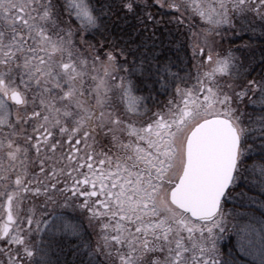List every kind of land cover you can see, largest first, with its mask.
Wrapping results in <instances>:
<instances>
[{
	"label": "snow or ice",
	"instance_id": "1",
	"mask_svg": "<svg viewBox=\"0 0 264 264\" xmlns=\"http://www.w3.org/2000/svg\"><path fill=\"white\" fill-rule=\"evenodd\" d=\"M55 2L59 4V0ZM152 2L169 7L167 0ZM112 3H118L120 11L125 16L131 14L133 19L140 11L139 4L133 7L135 0L132 3L112 0ZM94 7V15L109 14L105 0H96ZM218 7V23L223 27L206 29L200 34L203 39L188 41V47L192 66L199 69L207 59L215 65L213 71L222 76L211 82L203 101L194 104L191 111H185L179 119L170 117L168 124L158 121L155 127L160 131L156 134L158 138L153 139V125L146 132L133 128L131 123L125 127V121L133 119L128 113L103 111L109 105L100 102L99 87L97 105H86L87 72L77 71L72 64L74 56L90 49L93 67L102 66L110 80L105 88L111 93L122 88L127 72L139 63L135 54L129 62L126 47L117 44L121 37L131 36L130 31L114 28L103 40L95 35L89 38L87 26L74 22L72 15L63 23L53 19L65 11L61 7L57 12L53 0H0V137L8 141L11 149L12 138L23 133L25 146L17 144L8 155L15 158L16 153H22L24 162L33 166L38 162L34 178L28 179L33 187L29 189L18 174L15 192L19 194L24 188L37 197L42 194L43 200L49 201L67 195L69 190L78 194L83 201L79 199V203L94 219L100 222L108 218L100 224L104 231L102 246L118 256L120 264H144L142 258L157 250L167 253L165 259H153L149 264H217L213 232L224 216L221 199L228 195L226 189L245 166L241 155L252 150L251 135L264 138V62L260 79L249 78L245 71L249 63L245 50L253 45V37L234 45L225 39L227 33L224 36L221 33L234 27L238 16L250 15L248 30L264 37V0H229ZM74 10L77 17L91 20L89 6L80 3ZM67 11L73 12L72 4H68ZM98 31L107 32L108 26L101 21ZM123 43L137 44V51L143 47L140 35ZM49 49L58 52L60 59L50 55ZM65 54L69 63H62ZM87 63L82 61L83 65ZM144 64L147 67L142 76L153 87L169 81L164 62H156L153 68L152 58L146 56ZM17 79L24 86L23 92L17 90ZM29 91L30 99L24 98ZM176 91L181 92L179 86ZM9 99L15 104L30 103L32 110L24 116L17 115L14 122L10 119ZM245 101L261 105L259 112L249 114L247 119L239 108ZM29 124L31 132L27 131ZM17 125L23 126L19 132ZM125 131L129 135L127 143L120 135ZM98 133L111 135L114 149L111 154L96 151ZM133 133L138 139L147 138L151 151L134 145ZM0 195L13 201V194L7 191ZM14 206L20 235L12 236L9 244L23 245L35 218L19 200ZM7 207L11 221L13 204ZM24 252L31 254L26 247ZM8 255L9 264H22L18 255L15 258L10 252Z\"/></svg>",
	"mask_w": 264,
	"mask_h": 264
},
{
	"label": "flooded vegetation",
	"instance_id": "2",
	"mask_svg": "<svg viewBox=\"0 0 264 264\" xmlns=\"http://www.w3.org/2000/svg\"><path fill=\"white\" fill-rule=\"evenodd\" d=\"M139 1V0H137ZM206 1H216V2H222L227 3L229 0H167V4L169 7H163L160 6L158 3H153L152 0H142V2L145 4L147 3L149 8L152 10L150 12H147V15L145 14L146 11H139L135 13V18H131V14L128 16H125L121 11L116 12L115 10H110L109 14L107 16H97L94 15L96 12V8L94 7L96 0H79L76 4H74L71 0H59V4L57 5L55 0H53V7L56 9L57 12H59V9L63 7L65 11L63 13H60L59 16H53V19L58 20L60 23H63L64 20L67 19L69 15L73 16V21L77 24L81 23L82 25H86L88 29L89 38L91 36L95 35L97 39L103 40L106 37L110 36L112 34V30L114 28H120L124 29L125 31H130L131 36H123L119 41H117V44L121 46H125L128 52L127 59L129 62L133 60V54H135V58L139 61L137 65L134 66L133 69L129 70L126 75V80L124 83V86L128 83L131 87L133 82L136 80L144 79L142 76V72L145 70L147 65L144 64V58L147 56V53L145 51H137V44H132L130 46L124 45V41L131 39L134 36L140 35L141 39L143 40V47L146 48V40L148 38L147 33H149V49L151 50L148 56H150L153 60V68L154 64L156 63L155 55L152 53L154 48V42H155V34H156V23H157V17H161L164 19H173L176 22H178L180 25V31L184 32L189 30L191 28V31H193L195 25V21L193 23L188 22V18L182 16H178L179 10L184 8V6L187 7V9H192V6L197 7V9L200 8V5L202 3H206ZM83 3L86 6H89V13L91 15V20H86L84 18H80L76 16L75 13V5ZM68 4L73 5V12L69 13L67 11ZM106 8H108L109 0H105ZM176 5H182V7L177 8ZM151 16V19L148 18V16ZM148 18V20H147ZM238 18H241L238 16ZM103 21L105 25L108 26L107 32H101L98 31L100 28V23ZM140 24H143L141 26ZM146 24H149V26H146ZM191 25V27H189ZM186 29V30H184ZM77 40H79V36H77ZM145 50V49H144ZM50 55H52L56 59H60V54L58 52H53L51 49H49ZM92 57L93 53L92 51L86 50L82 51L79 56H74L72 58V64L75 65L77 68V71H86L87 72V79L85 81V91L87 93L86 97L84 98L86 105H97V99L96 97L97 90L96 84L101 83V90H99V99L102 104L109 105V92L108 89L105 88V84L109 83V78L106 75L104 68L102 66H97L96 68L93 67L92 64ZM83 60H87V65L81 64ZM62 63H69V60L67 58V54H65V58L62 60ZM207 62L208 60L205 59ZM83 65V66H82ZM125 68L128 67V65H124ZM117 80H119V77H116ZM104 81V83H102ZM17 90L23 92L24 86L22 84H19V80L17 79ZM133 88V87H132ZM200 87V95L202 93ZM66 90V87H65ZM134 90V88H133ZM154 93L151 92V94L148 91L143 92H135V97H140L139 99L141 102L137 103L138 106L130 107L128 106V103L119 99L115 100V97H112L114 100H111L110 106L113 107H105L102 110L105 112L108 111H116V112H122V113H128L130 117L133 119L126 120L125 121V127L131 123L133 128L135 129H144L145 132L148 129V126L151 124L154 126L153 129V139H157L158 136L156 135L159 133L160 129L155 127L157 122L159 121L160 124H168L170 123V117L174 116V113L172 111L171 107V101H168L165 106L156 107L155 100L153 99L152 95ZM62 95V93H61ZM121 95V94H120ZM149 95L150 97H146ZM31 92L29 91L26 95L27 99H30ZM122 97V96H121ZM204 98H202L203 100ZM10 105V112L11 116L10 119H12L14 122L16 121L17 115L24 116L26 115V112L32 110V106L29 103L27 106L23 103L21 104H15L10 99L8 101ZM186 111V110H185ZM184 111V112H185ZM183 112V113H184ZM97 115H99V111L97 112ZM23 126L17 125L18 132ZM32 124H29L27 131L31 132ZM144 135V133H141ZM121 138L123 142L127 143L129 140L128 132H122ZM25 136L23 133L20 135L13 137L14 140L13 147L11 149L8 148V141L4 139L3 137H0V142H2L3 147H0V193H4L7 191L8 193L13 194V201L9 202L7 195H0V250L7 249L8 251H0V264H9V255L8 253H11V256L15 258L17 255L19 256L20 260L22 261V264H44V258L46 257V250L50 248V246H45V237H48V234H45L46 230L44 229L45 221L52 218L69 217L70 222L72 223V233L73 236L70 240V243L73 244V248L76 249L78 245H81V243L85 242L87 245L86 248H89L91 250H94V252L97 255H105L107 253L106 249L102 246L103 244V235L104 231L101 229L100 224L104 223L108 218H105L104 220L98 221V219H94L90 213L86 210L85 207H83L79 203V199L81 200V203L83 202L82 199L78 196V194H73L70 190L66 193L67 195H64L62 197H57L51 201L49 200H43L44 197L41 194V196L37 197L35 196V193L32 191H28L24 188H21L19 191V194L15 192L16 188V176L19 174L22 178V181L27 187L30 189L33 187V185L28 184V179L34 178L32 176L33 173L38 171V162H36L37 166H33L32 163L24 162L22 153H16V157H10L8 155L9 151H15L16 145L19 144L21 148L25 146L24 140ZM98 144L96 146V151H104L109 152L111 154L114 149L112 148V137L111 135L105 134V133H98L97 136ZM131 141L134 145H139L141 148L145 149V151H151V149L148 148V139H138L136 134L133 133L131 135ZM34 143V141H33ZM31 154L35 155V149H31ZM115 163V161H113ZM27 171V177L25 176V172ZM86 171V167H85ZM4 177H7L8 179H5ZM71 181L69 184V189L71 187ZM61 188H63V185H60ZM75 195V196H74ZM20 201L23 206H25L26 210H31L32 213L29 212L35 219L34 222L31 225V229L25 234L24 237V244L18 245L16 243L9 244V240H11L12 236H19L20 232L18 231V226L20 224V221L16 219V208H15V202ZM12 203V220H8V205ZM64 210H67V212H63ZM111 223L115 224V221H111ZM27 215L24 217V228L27 229ZM115 234V232H112ZM27 248L30 255L26 254L24 252V248Z\"/></svg>",
	"mask_w": 264,
	"mask_h": 264
},
{
	"label": "trees",
	"instance_id": "3",
	"mask_svg": "<svg viewBox=\"0 0 264 264\" xmlns=\"http://www.w3.org/2000/svg\"><path fill=\"white\" fill-rule=\"evenodd\" d=\"M129 2L132 3L133 0ZM109 4L110 10L120 11L118 3L113 4L112 0H109ZM136 4L140 5V11L152 10L142 0H135L134 8ZM250 19H252L250 15L247 18L237 17L235 26L230 27L228 31L225 30L227 33L225 39L235 45L247 42L250 36L253 37V45L245 50L249 61L245 71L249 78L255 76L259 80L261 63L264 62V55H261V49H264V37H261L259 32L253 35L248 30L247 23ZM180 26L183 25L173 19L157 17L152 53L156 62H164L167 65L169 81L157 83L155 87L152 86L151 81L143 79L131 83L135 91H148L150 94L153 92L152 97L158 108L165 106L168 101L172 102L178 86L183 89L192 85L199 73L197 68L191 65V52L188 47V41H193V31L189 28L181 32ZM147 36L146 48L142 47L140 51H145L148 56L151 51L149 49L151 41L148 40L149 33ZM141 41L143 42L142 39ZM260 107V104L250 105L247 101L239 105L245 113V119L249 114L258 113ZM249 143L252 145V150L244 151L241 155V159L245 160V166L240 169L239 177L228 189V195L224 196L221 203L222 210L229 214L232 222L220 240L217 264H264V138L252 134ZM256 230L262 232V237L259 239L255 238ZM53 244V247L49 248L50 256L46 261L47 264H120V261H115V257L112 256H109L110 259L107 258V262H103L101 255L86 248L85 243H81L76 249H72L70 243H63L61 247H57L58 249L57 244Z\"/></svg>",
	"mask_w": 264,
	"mask_h": 264
},
{
	"label": "rangeland",
	"instance_id": "4",
	"mask_svg": "<svg viewBox=\"0 0 264 264\" xmlns=\"http://www.w3.org/2000/svg\"><path fill=\"white\" fill-rule=\"evenodd\" d=\"M71 1L74 4L79 2V0H71ZM221 3L222 2L206 1V3H202L200 5L199 9H197V7H195V6H192V9H189V8L187 9V7L184 6V8L179 10L180 13H178V16H180V18H182V16H184V17L188 18L187 20L189 23H193V21H195V23H196L195 25L192 26V27H194L193 36H192L193 41L192 42H197V37H199L202 40L203 37L200 34L202 32H205L206 29L223 27L222 25H220L218 23L220 17L217 15V12L219 11L218 6ZM182 20H183V18H182ZM225 30L228 31L229 28L224 29V31L221 33L222 36L226 33ZM206 34L212 35V33H210V32H208ZM217 38H219V37H217ZM214 67H215L214 64H211L208 61L207 62L204 61V65L202 67H200L199 69H197L199 71V73H198V76L194 78L195 82L192 85H189L188 88L181 89L180 93H177V91H176V93L174 94L175 97L172 98V102H171L172 111H173L176 119H179L185 110L191 111L194 104L202 102L203 101L202 98H204V96L207 94L206 90L209 86H211V82L218 80L222 76V73L213 71ZM108 84H110V81ZM96 85L97 86H96L95 90H97L98 87H99V90H101V83H97ZM201 86H203V89L205 91H203L200 95V87ZM108 92H109V98H110L109 99L110 100L109 106L111 104V100L113 101L114 99L115 100L122 99L124 101V103L127 102L128 106H130V107L138 106L137 103L141 102V100L139 99L140 97H135L136 91L133 90V88L128 83L125 85V87L123 89L119 88L117 90H113V93H111V90L108 89ZM111 96L115 97V98L113 99V98H111ZM96 97H98V92L96 94ZM99 100H101V99H99ZM84 102H85V100H84ZM110 107H113V106H110ZM63 212H67V210H64ZM229 217H230L229 214L227 212H224V216L220 222V225L216 229H214L213 235L215 237V245H216L217 252L219 249V243H220V240L222 238V235L225 234L226 229L231 225L232 221H231V218H229ZM44 229L46 230L45 234H48V237H45L46 238L45 239V246L48 245V246H50V248H51V246L53 247V245H54L53 243L57 244L56 248L61 247V244H63V243L69 244L70 240L73 236L72 223L70 222L69 217H67V216H64V217L57 216V218H52V219L50 218V219L46 220L45 224H44ZM259 232L261 235L258 234ZM112 234L115 235L114 233H112ZM195 234L197 237L200 236L199 231H197ZM206 234H207V232L205 231V235ZM255 235H256V237L255 236L254 237L256 239H259V237L260 238L262 237V232L259 230H256ZM184 236L187 237L186 231L184 232ZM83 243H85V242H83ZM69 245L73 249V244L70 243ZM49 251H50V249L46 250V257L44 258V264H47L46 261L50 256ZM106 251H107V253H105V255H102L103 256L102 257L103 262H107L108 261L107 258L110 259L111 256L115 257V261H120V258L118 256L112 255L107 249H106ZM112 251H113V253H115L116 249L113 248ZM166 255H167L166 252H161V251L157 250L154 253H148L147 256L145 258H142V259L144 260V264H149V261H152L153 259H160L161 261H163L165 259ZM218 256L219 255L217 254L216 260H217ZM151 257H154V258H151ZM52 262H53V260L51 261V263ZM109 263H110V261H109Z\"/></svg>",
	"mask_w": 264,
	"mask_h": 264
},
{
	"label": "water",
	"instance_id": "5",
	"mask_svg": "<svg viewBox=\"0 0 264 264\" xmlns=\"http://www.w3.org/2000/svg\"><path fill=\"white\" fill-rule=\"evenodd\" d=\"M230 187H231V185L229 186V188H230ZM229 188H228V189H229ZM228 189H226V192L228 191ZM223 198H224V197H222V199H221V203H222V201H223ZM193 219L195 220V218H193Z\"/></svg>",
	"mask_w": 264,
	"mask_h": 264
}]
</instances>
